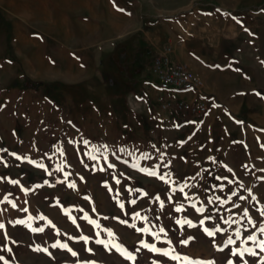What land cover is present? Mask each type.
I'll return each mask as SVG.
<instances>
[{
    "label": "rangeland",
    "instance_id": "1",
    "mask_svg": "<svg viewBox=\"0 0 264 264\" xmlns=\"http://www.w3.org/2000/svg\"><path fill=\"white\" fill-rule=\"evenodd\" d=\"M164 58L200 76L204 91L191 90L197 97L187 99L161 89L153 69ZM0 149V264H185L141 241L180 257L239 264L230 255L240 246L239 225L223 220L239 219L244 208L257 226L264 220L257 211L264 206V0H0ZM134 164L158 166L168 182ZM230 196L223 205L215 199ZM136 212L148 219H133ZM29 216L31 228L43 232L10 223ZM206 216L212 219L201 226ZM183 219L196 227L176 223ZM217 224L227 232L208 237L202 230ZM242 224L255 231L246 219ZM145 226L165 232L157 240L136 230ZM241 230V239L250 234ZM229 236L236 244L218 251ZM97 239L111 243L106 248ZM57 241L78 255L51 247ZM260 256L244 259L259 264Z\"/></svg>",
    "mask_w": 264,
    "mask_h": 264
},
{
    "label": "snow or ice",
    "instance_id": "2",
    "mask_svg": "<svg viewBox=\"0 0 264 264\" xmlns=\"http://www.w3.org/2000/svg\"><path fill=\"white\" fill-rule=\"evenodd\" d=\"M119 11H123L122 9H118ZM247 30V29H246ZM257 95H260L259 93H257ZM85 145H87L89 143V141L87 140H84L83 141ZM71 143V141H70ZM106 147V146H104ZM0 151H4L2 149H0ZM57 151L60 152L61 155H63V150L61 148H57ZM101 151V148L100 147H97L96 148V152H100ZM120 151H124V149H120ZM11 155L15 156L16 154L15 153H12ZM17 159H21V157L17 156L16 157ZM89 158L90 159H93V160H96L97 157L94 156V155H91L89 154ZM143 158L144 159H150L149 155L147 153H144L143 154ZM163 157L161 156V159ZM30 163H36L35 161H29ZM38 167H41L43 168L44 165L42 164H37ZM166 166V165H165ZM109 167H114V165H109ZM133 167L137 168L139 171L141 172H144L145 174L147 175H150V176H153V177H158L159 179L165 181V183H167L168 181L165 179V176L164 175H160L158 173L157 170H155L156 167L158 166H155L154 168H141L138 164H134ZM101 171H103L104 169H100ZM56 171H63V167L60 166L56 169ZM229 171H231V169H229ZM261 171H264V170H261ZM48 175H52L51 172H48ZM69 174L68 173H65V180H67V176ZM83 179V178H81ZM217 179H220V177H217ZM261 179H264V177H262ZM11 183L13 184H18L19 181L17 180H12L10 181ZM58 183H63L64 181H57ZM48 181H45V184H47ZM116 183L119 184L120 181L119 180H116ZM229 183H232V181H229ZM106 187L107 184H105ZM37 187H39V185H37ZM68 187L70 188H75L76 185L75 183H69L68 184ZM185 187H189V185L187 184H184L182 186L179 187L178 191L183 193L184 192V188ZM222 187V186H221ZM22 190L27 193L28 189L26 188H22ZM109 191L111 192L112 189L109 187ZM173 192H176L177 189H172ZM248 194L249 196H251V199L253 201L257 200L256 196L252 194V190L251 189H248ZM141 195L143 196H146L148 195L146 192H142ZM185 198L186 199H190L187 194L185 193ZM232 196H236L237 193L235 191L232 192L231 194ZM86 199H90L88 197H86ZM113 199H117V197H113ZM156 200L160 201V206L161 208L164 207V202L161 200L160 196L157 195L155 197ZM169 199H171V197H169ZM215 199L219 200L220 201V204L223 205L225 203H228L230 200H231V196L228 198V200H220L219 197H216ZM240 200H247L248 198L245 197V196H240L239 197ZM4 200H7L9 204H11V207L13 208H16L17 205L14 201H10L8 200V197L5 196L4 197ZM2 202V201H0ZM118 202V205L121 209L124 208V204L123 203H120L119 201ZM59 203V202H58ZM132 204H136V200H132L131 201ZM209 203H212L211 200H209ZM192 207L195 208V204H192ZM233 208H240V205L237 204V203H233L232 205ZM183 210V206H178L176 207L175 211L177 212H180ZM22 211H27V209H22ZM64 213L66 215H69V218L72 219V222L75 223V218L74 217H71L70 215V212H71V209H63ZM81 211H83L81 209ZM93 211H95V208H93ZM196 211L199 212V213H203L205 211V209L203 207H200V208H196ZM229 212L232 211V209H228ZM257 211L259 212L260 216L262 218H264V206L260 207L257 209ZM235 215V214H234ZM84 219H87L89 223L95 225L96 227H99L98 223L92 219H90L87 214H85V216L83 217ZM33 219V217L29 216L28 217V220H16V221H10V223H14V224H24L25 226L29 227L32 231L34 232H43L44 231V228L41 227V228H31V223L30 221ZM38 219H46V217L44 216H39ZM114 219H118V218H114ZM133 219H142V220H147L148 218L145 216V217H141L140 216V213L139 212H136L134 213L133 215ZM212 219L211 216H206L203 220H200V225L203 226L204 223H205V220H210ZM223 219V218H222ZM247 220V225L251 226V229H255V231H251L249 227L247 226H244L242 224V222L244 220ZM223 222L227 225H229V227H231L232 224H236V225H239L235 230H234V235L237 239L240 240V246L239 247H234V248H231V251H230V255L231 256H235V257H238L239 259V264H248V261L246 259H244V256L245 254H248V255H251V256H259V253H264V238H259L257 236V233H259L260 237H264V220H262L259 224V226H257V222L252 218V216L249 214V209L248 208H244L243 209V212L242 214L240 215V218L239 219H233L232 216H229L227 219H224ZM121 223H127V221H121ZM176 223L178 225H187L188 227H196V224H194L191 220L189 219H183V220H177ZM48 224L51 225L53 228H55V225L52 224L51 221H48ZM5 226L3 223H0V229H3ZM131 227L135 228V224L131 225ZM243 227V231L245 232H249L250 234H248L247 236H244L243 239H241L243 233H242V230L241 228ZM138 232H149L151 233V235L159 240L160 239V233H164L165 230L164 228H160L158 232H151V229L148 228L147 226H145L144 228H137L136 229ZM202 230L203 232L208 236V237H215L217 233H223V232H227V228H221L218 224L217 226L215 227L214 230L212 229H209L208 227H202ZM107 231L108 233V236L109 237H113V233L111 232V230H105ZM59 230L57 229V235H59ZM67 235V234H65ZM166 235V233H165ZM97 236H99V233H97ZM5 238L7 239V235L5 234ZM69 239H76L75 237H69ZM80 240H83L85 243L88 242V240L90 239L89 237L87 236H83L81 235L79 237ZM192 237H189L188 240H182L181 243L182 244H185L187 245L189 240H191ZM249 242H251V244L253 245V247H248L247 245L249 244ZM13 243H15L13 241ZM95 243L97 244H103L106 248L109 247V243L110 242H105L104 240H101V239H97L95 241ZM167 243L169 245H171V241L168 240ZM236 244V240H234L232 238V236H229L228 239L224 242V246L223 247H217V250L218 251H224L225 248H228L230 245H234ZM141 245L142 247L144 248H147L149 249L150 251L152 252H156V253H161L165 256H170V258L172 260H180V259H183L185 261V264H216V262L214 260H209V261H204V260H199V259H196V260H193L189 257H180L179 255H172L171 253L175 251V249H160V248H157L155 244H148L146 242H143L141 241ZM112 246L116 248L117 251H120L122 255H124L126 257V259L128 260H132V261H135V256L133 253L129 252L127 249L123 248L122 245H119V244H115V243H112ZM214 246H215V243H214ZM51 247L53 248H56V247H60V248H64V249H67L69 252H71V254L73 256H76L78 255V253H76L75 251H73L71 248L68 247V245L66 243H61L60 241H57L56 243L52 244ZM257 249H259V252H257ZM8 251H11V249H7ZM36 250H41V251H47V249H40V248H37ZM87 251H91V249H87ZM136 251H139V248L136 250ZM4 258L2 256H0V260H3ZM5 264H7V261H5ZM153 264H157V262H153ZM226 264H237V261H233L232 259H228ZM259 264H264V256H260L259 258Z\"/></svg>",
    "mask_w": 264,
    "mask_h": 264
},
{
    "label": "built area",
    "instance_id": "3",
    "mask_svg": "<svg viewBox=\"0 0 264 264\" xmlns=\"http://www.w3.org/2000/svg\"><path fill=\"white\" fill-rule=\"evenodd\" d=\"M153 74L157 85L165 91L194 90L198 93L204 91V81L200 76L195 74L186 65L174 63L167 58L155 61ZM199 104V112L204 113L206 111L205 104L201 101Z\"/></svg>",
    "mask_w": 264,
    "mask_h": 264
},
{
    "label": "crops",
    "instance_id": "4",
    "mask_svg": "<svg viewBox=\"0 0 264 264\" xmlns=\"http://www.w3.org/2000/svg\"><path fill=\"white\" fill-rule=\"evenodd\" d=\"M163 54H165V57L172 56L173 57L172 59H174V57L176 58V54L169 55L166 52H164ZM199 74L203 75V73L201 72ZM171 92L177 97H184L187 99H195L197 97V93L194 91L172 90Z\"/></svg>",
    "mask_w": 264,
    "mask_h": 264
}]
</instances>
